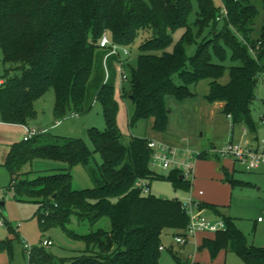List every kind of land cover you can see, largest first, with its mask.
<instances>
[{
	"label": "trees",
	"instance_id": "1",
	"mask_svg": "<svg viewBox=\"0 0 264 264\" xmlns=\"http://www.w3.org/2000/svg\"><path fill=\"white\" fill-rule=\"evenodd\" d=\"M220 1L221 5L214 0H0V46L3 61L13 65L0 77V121L28 126L37 116L34 101L51 88L57 119L86 113L97 99L103 105L106 128L89 131L93 150L79 137L56 136L54 143L43 144L44 130L15 143L5 163L18 197L39 203L42 229L60 226L86 242L85 250L71 264H161L163 233L168 229L182 233L190 222L183 199L145 193L139 184L150 188L151 180L168 179L176 190L188 192L193 183L179 170L165 175L151 168L150 138L133 136L129 144L123 142L115 96L121 73L115 66L118 56L108 55L109 47L100 46L104 33L124 47L144 34L134 63L129 54L119 57L127 77L122 80L121 95L135 106L131 126L152 119L154 130L166 132L171 113L167 97L181 102L194 98L197 93L190 86L209 80L205 99L224 103L223 112L231 118L233 129L245 125L250 134L257 135L252 104L259 74L264 72V24L254 37L259 14L254 0ZM194 2L198 10L190 21ZM224 7L225 15L221 13ZM194 27L198 35L211 28V35L199 42ZM181 29L175 42L174 34ZM193 44L196 50L188 55L186 46ZM229 54L232 64L226 65ZM226 73L229 80L222 82ZM175 75L181 83L175 82ZM95 153L102 157L101 165L92 163ZM35 157L66 162L67 167L30 177L31 172L24 170ZM204 158L203 151L199 159ZM75 165L87 168L94 186L73 188L71 168ZM227 181L232 187L248 183L234 177ZM199 208L216 209L225 221L226 227L213 238H204L200 246L212 258L226 250L246 264H264V247L250 244L232 216L221 213L213 203L201 201ZM75 214L92 223L107 216L111 227L76 233L68 227ZM173 254L179 264H185ZM29 262L66 264V258L40 246L31 249Z\"/></svg>",
	"mask_w": 264,
	"mask_h": 264
},
{
	"label": "rangeland",
	"instance_id": "2",
	"mask_svg": "<svg viewBox=\"0 0 264 264\" xmlns=\"http://www.w3.org/2000/svg\"><path fill=\"white\" fill-rule=\"evenodd\" d=\"M221 5L220 0H214ZM259 14L255 21L254 37L260 35L261 27L264 24V3L262 0H254ZM198 10L197 2L190 16V21L196 17ZM221 25V24H219ZM183 30H178L174 34L175 42L181 37ZM194 36L197 41H201L205 36L211 35V28L198 35L197 27H194ZM144 34L140 33L132 45L125 46L130 50L129 59L135 62L140 53L139 45ZM124 47V46H123ZM188 55H192L196 50V44L187 45ZM217 61V59H216ZM264 61V58H263ZM224 64H232L230 54ZM13 65L3 61V52L0 46V77L3 76L7 68ZM115 66L118 69L117 61ZM12 74L19 73V70H11ZM176 83H181L178 75L174 76ZM229 80V74L221 79L222 82ZM209 80H201L198 84L190 86L193 92L197 93L194 98L185 101H178L173 96L167 97V105L171 108L168 122V132H157L152 128V119L140 120L136 125H130V118L134 113L133 102L121 95L123 82L119 75L115 96L119 102L117 114V124L123 134V142L129 144L133 136H146L153 139L164 137L167 143L187 145L197 151L206 153L205 161L214 164L216 172L222 183H229L227 178H236L248 181L247 184L235 185L233 188H217L213 186L211 176L202 175L200 172L192 178V186L188 192L176 190L168 179L155 178L150 182V192L163 198L179 197L183 200L194 198L197 201H209L217 204L218 210L222 213L234 217L239 228L246 234L250 244L257 247H264V168L258 170H247L241 162H231L227 157L219 155L215 151V146L221 149L231 139L239 142L250 137V131L245 125L232 127L231 118L223 112L219 102H209L205 99V94L209 91ZM257 98L252 104V116L257 130L263 132L261 115L264 112V80L259 78L256 84ZM56 95L53 88L49 89L42 97L34 101L37 116L29 120L30 127L42 128L45 130L47 139L43 144L55 142L56 136L79 137L93 150L94 146L90 138V129L97 127L101 130L106 128L103 105L99 99L94 101L92 108L83 114H70L66 118H55L53 109L55 106ZM5 123L0 121V124ZM13 124V123H11ZM245 134H249L245 136ZM25 131L18 126L0 125V205L4 202L5 211L0 209V264H31L29 253L25 248V243L29 242L32 247L42 246L44 239H51L53 244L45 247L49 252L59 258H66V264H71V259L80 255L86 248L84 240L75 239L68 235L60 226H51L45 230L39 224V203L18 197L15 190L10 186L11 173L6 166L11 147L23 140ZM94 166L101 165L103 159L99 153L94 154L92 160ZM199 162H197L198 170ZM151 168L158 174H168V170L150 161ZM211 166V167H214ZM234 167L232 171L231 168ZM67 167L66 162L57 161L49 158L35 157L31 163L26 165L24 171H30V177L39 174H50L60 172L61 168ZM209 167V166H208ZM224 167V169H220ZM213 170V168H211ZM210 170H206L208 172ZM73 175V188L83 189L94 186L93 179L87 168L83 165H75L71 168ZM230 184V183H229ZM232 187V186H230ZM200 190L203 191L200 194ZM211 192V193H210ZM203 215L211 220L218 219L219 214L216 209L202 208ZM258 217L263 220L257 222ZM68 227L79 234H87L99 228L109 229L111 227L110 218L105 216L95 223L88 219H80L76 214L72 216ZM179 232H176L177 235ZM169 230L163 233L161 249V264H179L170 249L171 244L176 242ZM198 235L190 237L183 246L186 250L204 253L205 248L197 244ZM182 245V244H180ZM178 255V250L174 251ZM200 252V253H201ZM223 259L219 264H246L244 260L235 252H223ZM217 264V263H215Z\"/></svg>",
	"mask_w": 264,
	"mask_h": 264
},
{
	"label": "built area",
	"instance_id": "3",
	"mask_svg": "<svg viewBox=\"0 0 264 264\" xmlns=\"http://www.w3.org/2000/svg\"><path fill=\"white\" fill-rule=\"evenodd\" d=\"M221 13L223 15L227 14L225 7L221 10ZM221 18L222 16L218 17V19ZM100 46L109 47L110 50L108 51V55L118 56L117 66L121 73V80L126 79V74L122 72L123 67L119 57L128 55L130 53L129 49L113 43L107 33H104L101 37ZM259 76L264 80V72L260 73ZM261 121L263 124V132L258 134L256 140L244 139L236 142L231 139L221 149L215 147V151L223 157L232 159L233 162H241L245 165L247 170L260 169L264 166V112L261 115ZM42 131H44V129L27 126L23 140L28 141ZM187 144L188 143L171 144L161 139L150 138L148 146L151 149V161L168 171L174 169L179 170L184 178L192 181L196 162L199 160L200 154L203 151L192 149ZM139 184L144 187L145 193L150 191L149 187L144 183ZM202 193L203 191L200 190V194ZM183 201L190 216V222L182 233L175 235L174 239L176 243L183 245L190 237L196 235L198 232H217L226 227L225 221L221 216L216 220H211L203 215V209L199 208L200 201L191 197ZM262 220V217H258V221ZM52 244L53 242L51 239H44L42 241V246L45 247L51 246ZM24 245L27 252L30 253L33 248L32 245L29 242H26ZM163 248L164 245H161L160 249Z\"/></svg>",
	"mask_w": 264,
	"mask_h": 264
},
{
	"label": "crops",
	"instance_id": "4",
	"mask_svg": "<svg viewBox=\"0 0 264 264\" xmlns=\"http://www.w3.org/2000/svg\"><path fill=\"white\" fill-rule=\"evenodd\" d=\"M1 82H3V80L0 78V83ZM219 104H221L220 106L223 107V104L224 103L223 102H219ZM0 125H2V126H18L21 129H23V131H26V127H27L26 125H23V124H15V123H13V124H11V123H2ZM28 126L30 127L29 124H28ZM38 129H42V128L39 127ZM167 132H168V129H167V131L165 133H167ZM160 133H162V132H160ZM258 134H259V131H257V135L256 136L253 135V134H250V137L249 138H245V139L256 140ZM247 135H249V134H245V136H247ZM163 139H164V137H161V140H163ZM230 161L233 163L232 160H230ZM197 162H199V165H198V170H197V166L195 165L194 177L196 176L197 172L198 173L200 172L202 175H205V176L208 174V176H211V179H214L213 177L216 178V180H212V183H214L213 186H216L217 188H225L227 190H228V188H233V187H230V186H232L231 183L230 184L229 183H222L220 181L219 176H218V173L216 172V170H214V168H215L214 164L212 163V165H210V162L211 161H209V160L208 161H205L204 159H199ZM197 162H196V164H197ZM211 166H214V167H211ZM211 168H213V170H211ZM229 168H231L232 171L234 170V167L232 168V167H229L228 166L227 169L229 170ZM261 168H264V166L261 167ZM220 169L222 170L223 167L220 168ZM206 170H210V171L206 172ZM240 180H242V179H240ZM246 182H248V181H246ZM203 202L211 203L209 201H203ZM235 222H236V220H235ZM257 222H260V221H258V219H257ZM168 230L173 235H175V233H176L175 230H172V229H168ZM197 235H198V238L196 239L197 244H199L201 246V244L203 242V239L206 238V237L213 238L215 236V232H198L196 234V236ZM162 239H163V237H162ZM170 249H171L172 252H174L177 249L178 252H179L178 253L179 258L185 264H215V263L219 264V263H221V261L223 259V256H224L223 255V252H226V253L227 252H231V251L221 250L218 253V255L216 256V258H212L211 254H210V251L207 248H205L206 251L204 253H202L201 251H199L198 253L195 252L193 254L191 250L187 251L185 246L180 245V244H178L176 242H173V244H171Z\"/></svg>",
	"mask_w": 264,
	"mask_h": 264
},
{
	"label": "water",
	"instance_id": "5",
	"mask_svg": "<svg viewBox=\"0 0 264 264\" xmlns=\"http://www.w3.org/2000/svg\"><path fill=\"white\" fill-rule=\"evenodd\" d=\"M1 207H2L3 210L5 211V209H4V202L1 203Z\"/></svg>",
	"mask_w": 264,
	"mask_h": 264
}]
</instances>
